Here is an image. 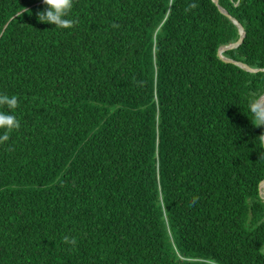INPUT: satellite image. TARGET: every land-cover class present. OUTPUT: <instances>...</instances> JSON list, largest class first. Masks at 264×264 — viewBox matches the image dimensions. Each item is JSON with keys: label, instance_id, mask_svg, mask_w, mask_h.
<instances>
[{"label": "trees", "instance_id": "obj_1", "mask_svg": "<svg viewBox=\"0 0 264 264\" xmlns=\"http://www.w3.org/2000/svg\"><path fill=\"white\" fill-rule=\"evenodd\" d=\"M44 8L0 0V264H264V0Z\"/></svg>", "mask_w": 264, "mask_h": 264}, {"label": "clouds", "instance_id": "obj_2", "mask_svg": "<svg viewBox=\"0 0 264 264\" xmlns=\"http://www.w3.org/2000/svg\"><path fill=\"white\" fill-rule=\"evenodd\" d=\"M45 8L37 14V19L42 24H49L57 29H69L73 26V20L69 14L73 8V0H43ZM27 9L18 11L17 16H21ZM0 105H6L7 111H0V142L9 139V133L19 128L20 122L17 119L14 109L18 106L15 97L6 95L0 96ZM249 110L253 121L257 127L264 126V106L261 105L259 98L253 99L249 103ZM264 143V135L258 137Z\"/></svg>", "mask_w": 264, "mask_h": 264}, {"label": "water", "instance_id": "obj_3", "mask_svg": "<svg viewBox=\"0 0 264 264\" xmlns=\"http://www.w3.org/2000/svg\"><path fill=\"white\" fill-rule=\"evenodd\" d=\"M213 1H214V3H215L216 5L219 4V0H213ZM219 9H220V11H221L223 14H225L226 16H228V17H229V18H230V19H231V20L237 25V27L239 28V32H240V34H241V38H240V40H239L237 43H235V44H231V45H228V46H223V47H221V48L219 49V56H220L224 61H226V62H228V63L235 64V65H237V66H240V67L244 68V69L247 70V71H250V72H258L259 70L252 69V68H250V67H249L248 65H246V64H242V63H240V62H237V61H234V60L228 59V58H226V57L223 56V53H224L225 51L230 50V49H233V48H236V47H238V46L242 43V41L244 40L245 32H244V28H243V26H242L238 21H236L235 19H233V18L228 14V12H227L226 10H224L222 7H219ZM263 100H264V95L259 99L261 105H262V101H263ZM263 189H264V181H263L262 184H261V194L263 195V198H264V191H263Z\"/></svg>", "mask_w": 264, "mask_h": 264}, {"label": "rangeland", "instance_id": "obj_4", "mask_svg": "<svg viewBox=\"0 0 264 264\" xmlns=\"http://www.w3.org/2000/svg\"><path fill=\"white\" fill-rule=\"evenodd\" d=\"M262 106H264V102H263V105ZM263 191H264V189H263Z\"/></svg>", "mask_w": 264, "mask_h": 264}, {"label": "bare ground", "instance_id": "obj_5", "mask_svg": "<svg viewBox=\"0 0 264 264\" xmlns=\"http://www.w3.org/2000/svg\"><path fill=\"white\" fill-rule=\"evenodd\" d=\"M263 102H264V100L262 101V105H263Z\"/></svg>", "mask_w": 264, "mask_h": 264}]
</instances>
